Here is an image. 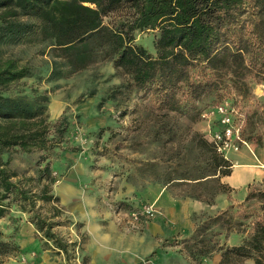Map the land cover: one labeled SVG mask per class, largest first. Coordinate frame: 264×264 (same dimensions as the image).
Segmentation results:
<instances>
[{
    "label": "trees",
    "instance_id": "obj_1",
    "mask_svg": "<svg viewBox=\"0 0 264 264\" xmlns=\"http://www.w3.org/2000/svg\"><path fill=\"white\" fill-rule=\"evenodd\" d=\"M145 31L157 32L155 55L135 44V34ZM36 33L50 42L54 53L50 80L84 70L106 47L105 55L114 68L131 77L141 98L152 96L160 109L170 112L209 93H215L219 103L231 100L234 105L249 95V77L264 83V0H0V42L18 43ZM30 76V70L17 60L0 58V90ZM46 103L45 96L29 100L0 94V219L12 205H20L44 246L69 258L76 243L54 231L52 219L58 211L48 217L35 209L38 201L57 202L51 194L54 180L49 163L38 169L36 177H20L10 168V158H2L10 151L32 154L62 144L69 125L64 119L51 123ZM261 115L264 121V108ZM198 146L208 156L200 176L185 172L177 180L197 187L206 177L229 175L231 164L212 144L203 138ZM70 151L79 152V148ZM165 176L167 183L177 181L169 179L170 173ZM32 183L38 186L37 193L29 187ZM207 187L200 185L193 192L203 188L207 192ZM190 197L201 199L202 195ZM254 199L260 208L244 209ZM231 233L242 235L240 244L221 245V238ZM167 244L179 247L182 255L197 264L213 253H220L219 264L246 259L264 264V190L249 191L244 202L208 217L189 237ZM13 249L0 231V255Z\"/></svg>",
    "mask_w": 264,
    "mask_h": 264
},
{
    "label": "rangeland",
    "instance_id": "obj_2",
    "mask_svg": "<svg viewBox=\"0 0 264 264\" xmlns=\"http://www.w3.org/2000/svg\"><path fill=\"white\" fill-rule=\"evenodd\" d=\"M156 36V31L136 33L135 44L155 55ZM105 51L106 47L99 49L95 63L84 70L50 80L54 53L48 40L36 33L18 43L0 42L1 59H15L31 72L0 94L29 100L45 96L49 121L64 119L69 125L59 147L32 154L10 151L2 158H10V168L20 177H36L38 169L49 163L54 180L51 194L57 202L38 201L35 209L48 217L58 211L52 219L54 231L76 243L69 258L44 246L29 214L14 204L0 219L4 240L14 246L0 255V264H192L167 242L190 236L208 217L193 215L188 223H179L169 205L159 208L145 196L151 187L166 189L173 200L199 194L193 192L199 187L177 179L185 172L193 178L200 176L208 157L198 146L206 129L201 114L219 103L217 95L209 93L195 102H183L175 112L162 110L154 97L141 98L131 77L114 68ZM248 83L249 95L238 98L234 105L244 116L243 139L260 145L264 83L252 76ZM75 148L79 152L70 151ZM166 172L177 181L167 183ZM29 187L38 192L35 183ZM206 189L210 193L211 188ZM258 201H250L244 209L258 210ZM145 207L153 209V217L144 216ZM144 234L154 241L153 252L141 254L137 260L141 253L138 237ZM238 237L233 236L231 244Z\"/></svg>",
    "mask_w": 264,
    "mask_h": 264
},
{
    "label": "crops",
    "instance_id": "obj_3",
    "mask_svg": "<svg viewBox=\"0 0 264 264\" xmlns=\"http://www.w3.org/2000/svg\"><path fill=\"white\" fill-rule=\"evenodd\" d=\"M248 146V148L241 147L239 151L228 152L225 155L226 160L231 164L229 175L206 177L200 180L197 187L205 184L211 188L210 193L205 192L204 188L203 191L199 192L202 195L201 199L185 198L183 200H173L166 189L162 190L151 187V189L149 188L146 191L145 200L155 202L159 208L169 205L171 207V215L180 220L179 223L185 222V224L190 221L193 215L205 219L224 211L230 205L244 202L249 191L256 188L264 190V138L260 145L249 143ZM238 235L242 237L241 234L237 233L229 234L226 239L222 237L221 245L238 246L241 242ZM233 236H237L238 239L235 243L231 244L230 241ZM187 237L189 236L183 238ZM138 238L139 244L137 245V250L141 251V253L137 252L139 253L137 254L139 257L137 260L141 258V254L153 252L152 244L154 243L152 238L146 234ZM175 248L178 249V255L185 261L197 264L182 255L179 252V247ZM220 260V253H213L202 264H219ZM238 264H254V261L246 259Z\"/></svg>",
    "mask_w": 264,
    "mask_h": 264
},
{
    "label": "built area",
    "instance_id": "obj_4",
    "mask_svg": "<svg viewBox=\"0 0 264 264\" xmlns=\"http://www.w3.org/2000/svg\"><path fill=\"white\" fill-rule=\"evenodd\" d=\"M201 119L206 124L204 138L214 146L217 154L225 158L228 152H237L241 147H249L242 137L244 116L228 100L205 110ZM143 214L147 218L153 217V209L145 207ZM134 218L137 217L134 215Z\"/></svg>",
    "mask_w": 264,
    "mask_h": 264
}]
</instances>
